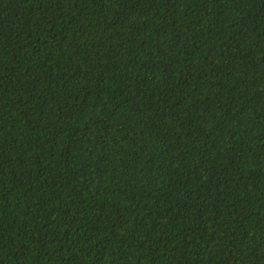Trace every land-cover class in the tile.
<instances>
[{
	"label": "trees",
	"instance_id": "16d2710c",
	"mask_svg": "<svg viewBox=\"0 0 264 264\" xmlns=\"http://www.w3.org/2000/svg\"><path fill=\"white\" fill-rule=\"evenodd\" d=\"M0 264H264V0H0Z\"/></svg>",
	"mask_w": 264,
	"mask_h": 264
}]
</instances>
